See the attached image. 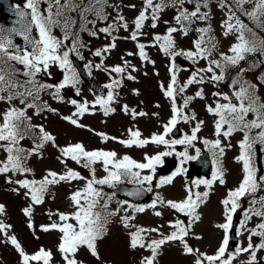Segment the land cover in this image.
I'll list each match as a JSON object with an SVG mask.
<instances>
[{
    "label": "snow or ice",
    "instance_id": "snow-or-ice-1",
    "mask_svg": "<svg viewBox=\"0 0 264 264\" xmlns=\"http://www.w3.org/2000/svg\"><path fill=\"white\" fill-rule=\"evenodd\" d=\"M48 7L47 11H41V0H27L25 9L26 11L18 7L17 15L19 19L17 24L19 27H13L10 29H3L0 27V102H4L8 105L7 109L0 111V149H3L6 153V159L0 161V174L14 173V174H28L32 170L27 167L26 160L31 155H39L40 150L46 143H54L55 137L48 132L43 125H34L31 123L32 117L28 115V110L33 109L35 113L39 115L42 111L47 109L48 111H55L51 109L46 102L41 101V93L47 89L54 88L52 96L54 99L63 101V97L60 95L61 89L65 87L75 88L79 82L76 69L73 67L70 59V53L78 54L79 47L82 46L81 41L72 32V27L76 23L70 15L71 12H76L82 19L85 20V24L81 26V31H87L86 24L95 21H88L86 17L88 14H94L98 19L107 20V15L104 14V6L107 4V0H46ZM236 9L240 10L243 15L256 21L260 26H264V0H234ZM185 3H192L195 5L192 11H189L184 7ZM246 4H253L252 10L248 11L244 8ZM176 8V15L174 17L176 24L179 27L173 26L167 29L165 35H156L154 37V45H158L161 51L170 57L172 63L170 67L171 82L165 88L161 85L165 96L172 100V112L173 116L171 120L164 125V131L162 134H154L150 139H140L141 133L137 131H130L131 138L128 140H122L120 143L126 146L138 145L143 147L148 143H154L156 145H166L169 148L174 147L177 144H184L188 146H194L193 142L197 140V133L200 131L201 124L198 122L192 129L191 135H185L180 140H168L166 136L173 130L180 119L185 122L191 119H195L193 113L191 117L185 114L182 108L176 105V93L177 91H184L185 88L193 83H203L204 77L197 76L200 72L212 73L210 79L213 81H220L223 79V69L226 65H237L240 61L245 60L247 54H253L258 51L264 52V39H257L256 34L249 28L243 20H241L235 14V10L231 5L227 3V0H223L220 7H228L229 14L223 22V28L225 29L224 35L227 36L232 33L237 34V41L234 43L230 52L231 55L222 54L221 60H210L206 69H199L197 72H193L191 78L187 80L186 84L177 88V66L175 64V58L177 56H185L189 60L196 62L197 59H209L212 55V51L215 49L216 44L214 37L210 35L211 26L198 28L197 31L200 36L194 42L195 50H177L174 33L182 32L183 35H188L190 30L189 26L196 21H207L209 14L202 12V8H207V0H144L143 8L139 14L133 20L134 30L130 33V39L137 41L138 37L143 34V28L146 21L151 20V27L157 26L159 20V14L166 7ZM135 7V5H130ZM30 17V19H29ZM33 27L38 29L39 38L32 37ZM119 27L128 30V22L123 15L117 17V22L110 24L106 27L100 28L99 31L111 35L113 31H116ZM59 28L63 32V38H58L53 34V30ZM20 35L25 40L26 44L30 46L31 50L26 47L23 51L17 49L13 42V35ZM91 35H96V32H91ZM72 40L71 46L66 47V42ZM115 37H113V43L109 48H115ZM139 56L141 59L147 61L149 59L145 48L146 45L139 43L137 45ZM109 48H105L103 51L107 52ZM61 49H65L61 51ZM96 56H101V51H96ZM128 55H133L129 53ZM154 63V62H153ZM16 64L22 66L17 68ZM56 64L64 72L63 82L59 85L53 86L51 84L41 83L37 79L38 75L42 72H47L48 68ZM91 67V65H89ZM100 67V65H97ZM128 67H130L127 61L123 66H115L111 69L112 72L124 74ZM215 69H221V74L217 75ZM136 69L133 67V71ZM25 77L26 79H21ZM128 79H135L134 76L128 74ZM119 81H113V84L107 85L112 88L114 85H118ZM241 86L239 91L235 93V98L238 103H233L228 95H224L223 99L229 101L228 103L217 102L215 107L208 106L207 111L212 115L218 117L215 121V134L217 137L223 135L224 137H230L234 132L244 133L243 139L239 142L241 154L237 157V160L243 164L244 176L239 186L233 190H229L227 197L222 201L225 209L226 222L217 227L223 229L226 233L221 246L218 248L214 255L200 254V258L196 260V264H232V261L241 253H250V259L247 264H256L257 251L264 249V222L259 223L256 228L250 229V235L248 237L247 247H240L235 249L233 253H230L225 257L227 251L229 237L228 231L233 225V214L240 207L239 200L246 195L256 193L264 178H259L256 175V168L253 166V146L257 143L264 144V102H261L260 97L255 95V86L247 84ZM77 94L79 91L77 90ZM138 94V93H137ZM215 95H220L216 93ZM196 96L203 98V90L197 91ZM193 97L188 96L184 99L183 108H187ZM114 100L113 92H108L107 98L103 96L97 97L95 100L96 105H100L103 108L105 115H109L114 111L110 107L111 102ZM15 101H18L20 106H17ZM71 104L76 106L77 111L72 116L63 117L71 124L78 127H83L79 124L78 119L74 117L83 116L89 111L88 102L79 103L73 99ZM124 111L127 112V105L124 106ZM133 117L139 115L144 116L146 113H137L134 109L131 110ZM252 113L254 118L249 120L248 115ZM225 126H227L225 128ZM253 129H260L261 131L255 136H251ZM38 131V135H36ZM33 136L37 141L34 143L33 148L30 151H26L21 148L20 141L26 139L28 136ZM104 136V134H100ZM107 140L109 137L104 136ZM115 139V138H112ZM206 145H210L213 150V155L216 157L214 163L216 164V171L213 173L212 179H203L196 181V187L199 185H205L206 188L211 189L214 182L217 180L221 185L225 183L224 169L222 166L221 157L224 154V147L221 145L220 139L214 141L205 140ZM199 152V150H197ZM61 155L63 163H67V160H73L76 163L83 161V167L92 170L93 176L86 181L83 189L75 191L70 199L73 202L75 211L73 213H59V222L51 223L50 225L41 226V230L48 232L50 230H57L60 234V243L58 244V251L61 253L64 264H81L77 259V253L83 247L86 248L93 257L99 259V252L97 250V241L104 238L107 233V224L109 218L118 214V210L108 211V202L101 204V200L105 199L102 191L96 187V185H108L114 187L116 184L121 183L123 178L130 177L131 180L139 185L145 183L151 185L153 175H141V171L149 169L151 172H155V166L162 162V157L171 155L170 151L158 153L155 156H146V163H138L128 156H124L122 159H116L117 154L112 151H88L83 144L77 143L69 145L61 149ZM179 155L191 159L188 156L187 150ZM97 162L102 163L104 171L107 175L101 179H96L94 174V168L92 166ZM183 163V161H182ZM183 168L177 170L172 176L160 180V185L171 184L174 176L183 172ZM78 179H85L79 172L67 168L64 173H57L56 171H48L47 174L41 179H22L13 181L9 177V183H16L19 188L25 189V195L28 196L33 204H42L44 202V196L48 191L50 185L57 184L61 181H72ZM151 190L150 188L148 189ZM19 191V189H14ZM141 189H138L135 193H129V195H138ZM209 196L208 191L193 192L191 188L187 190V196L182 201H164L162 198L157 197L160 203H167L173 209L185 215L191 216L193 220H199V214L197 209L204 203ZM108 197L107 200H110ZM127 203V201L123 202ZM157 201H153L149 207L155 208ZM253 205L259 203L260 209L255 207L248 209L244 215L245 219H251V216L264 217V197L259 200H253ZM135 212H144V207H134ZM5 207L0 204V214H3ZM24 214L27 217L32 216L33 209L31 206L26 207ZM155 215H161L160 212H156ZM134 217L124 216L122 217L124 227H129V220ZM29 228L33 225L29 223ZM10 225H6L0 222V234L6 238V242H10L19 252L22 258V264H31V262H37V264H51L53 254L50 250L40 248L35 254H28L24 251L22 245L18 241L15 235H10L8 229ZM246 224L242 223L241 228H245ZM175 230L167 236H162L160 239H153L147 242L144 238V234L148 232V229L143 227L138 228L136 231L130 233V247L135 249L148 248L150 255L142 259L141 264H154L156 261L158 251L162 245L169 241L179 240L184 241L185 236L188 235V227L185 226L183 221L178 220L174 225ZM150 231H158L157 229H151ZM258 236L261 238V242L258 245L252 243V237ZM185 251L189 254L194 253V249L185 244Z\"/></svg>",
    "mask_w": 264,
    "mask_h": 264
},
{
    "label": "rangeland",
    "instance_id": "rangeland-1",
    "mask_svg": "<svg viewBox=\"0 0 264 264\" xmlns=\"http://www.w3.org/2000/svg\"><path fill=\"white\" fill-rule=\"evenodd\" d=\"M219 2V1H218ZM144 0H109L104 6V14L107 15V20L104 22L97 17L88 14L86 20L95 21L94 24L87 23L86 27L89 31L84 33L83 40H90L92 44H96L100 41L96 39L90 33L96 32V35L100 32V26L106 22L105 26L117 22V17L123 15L128 22V30L119 27L114 31L115 35V48H109L113 43V39L109 40L105 47L100 51L104 56V66L107 69H112L115 66H123L127 61L130 65L124 74H119L116 81L122 83L121 89H114V100L111 102L110 107L114 109L109 115H105L101 109L95 114H84L81 117L79 124L83 127L70 128V122L63 117L71 115L69 112L68 102L64 99L53 104L55 109V117L51 120H46L44 123L47 131L55 137L54 143H46L39 155H31L28 159V167L32 170L34 177L45 176L48 171H56L57 173H64L68 168V162L65 164L62 162V158L59 157L61 149L64 148L68 142L72 139L83 140V144L86 148L95 146L100 134L109 137L106 140L105 145L107 148L104 150H110L117 154L116 159H122L124 156H128L138 163H146V156H155L158 153L170 151L171 155L162 157V162L155 166V172H151L149 169L141 171V175H153L152 184L155 188L156 207H146L144 212H132L127 207H123L120 210L117 217L118 224L112 225L107 231V236L97 241V250L99 252V259L93 257L86 248H81L77 253V259L81 264H141L142 259L149 256L150 250L148 248H131L130 247V233L133 229L138 227H146L149 232L144 234V238L147 242L153 239H160L162 236H167L175 230V223L180 220L183 221L185 226L188 227V235L185 236L184 241L179 240L169 241L161 246L158 251V255L154 264H196V260L200 258V254L214 255L218 248L221 246L223 239L226 235L225 231L217 225L226 222L225 209L222 201L227 197L229 190L237 188L243 179V164L237 160V157L241 154L239 142L243 139L244 133L234 132L230 137H219L215 134V121L218 117L212 115L207 111L208 106L215 105L212 97L218 100L219 103H228L223 99L224 91L222 89L215 88L211 84V73L200 72L197 76L204 77V82L193 83L185 89V95L196 96L197 91L203 90L204 96L199 98L195 97V100L190 106H187L183 112L189 117L195 114V119L189 118L187 122L183 119L180 120V126L183 131V138L185 135H191L192 129L198 122L201 124L200 131L197 133V140L193 142L194 146H188L184 144H177L172 148L166 145H156L154 143H148L147 145L140 147L138 145L126 146L120 141L128 140L131 138L130 131H139L141 133L140 139H150L154 134H162L164 131V125L167 124L172 116V100L165 96L164 91L161 88L163 85L165 88L171 82V59L165 55L159 48L149 45V33L156 32L166 34L169 27L176 26L173 20L170 18V12L163 10L159 14V20L155 28L151 27L152 21H146L143 34L138 37L137 41L131 40L130 33L133 31V20L142 10ZM220 4V3H219ZM135 5V7H130ZM117 10H115V8ZM184 7L189 11H192L195 7L192 3H185ZM247 7H253V4H247ZM109 8H114L110 10ZM202 8V12H206ZM209 19L207 21H196L191 24L190 27L196 32L188 35H183L181 32L174 33L176 49L177 50H195L194 37L200 36L197 31L198 28L211 26L210 35L216 40V47L212 52L209 59H197L196 62L189 60L185 56H177L175 58V64L177 66V77L184 76L185 83L191 78L193 72H197L199 69H206L210 60H218L222 58V54L231 55V46L238 42L237 34L232 33L227 36L224 35L225 29L223 28V22L227 18L226 11L213 8V11L207 12ZM242 13V12H241ZM258 29V24L254 25ZM177 27V26H176ZM98 28V29H96ZM260 29H263L259 25ZM130 30V31H129ZM164 34V35H165ZM257 35V33H255ZM86 39V40H85ZM103 40L108 39L107 36H102ZM143 43L146 45L145 51L149 57L147 61L141 59L138 52L137 45ZM66 47H70V41L66 42ZM105 48H109L107 52L103 51ZM65 49H61L63 51ZM133 53V55H128ZM183 61V63L181 62ZM154 62V63H153ZM185 62V63H184ZM253 66V64H252ZM133 67L136 69L133 71ZM53 70L49 76H53L56 72H65L58 66ZM217 75L221 72L215 69ZM128 74H131L135 79H128ZM102 78H106L102 76ZM64 79V78H63ZM247 84L255 86V95L260 97L261 102H264V82L258 83L254 77L249 74L244 75V79ZM108 82V81H107ZM119 83V84H120ZM246 86L245 83L240 85H234L233 92L239 91L241 86ZM201 86V87H200ZM198 87H200L198 89ZM138 93V94H137ZM219 93L220 95H215ZM178 95V94H177ZM215 95V96H214ZM219 96V97H218ZM19 105L16 101L14 102ZM127 105L128 111H124V106ZM8 105L4 102H0V111L6 110ZM180 107V106H178ZM135 110L137 113L144 112V116L133 117L131 110ZM28 110L29 116H32ZM254 118L252 113H249L248 119ZM227 126H225L226 128ZM261 130L253 129L251 136L255 137ZM102 136V135H101ZM103 136V137H104ZM116 136L117 142H114L111 137ZM181 138V139H183ZM221 140V145L225 151L220 158L224 169L225 183L221 185L219 181L213 183L212 188L208 189L205 185H199L196 187V181L186 178L187 163L196 157L203 149H207L210 145L204 143L205 140L214 141L215 139ZM166 139L173 140L168 134ZM180 140V139H178ZM31 141V140H30ZM34 141H31L29 146H34ZM25 144V143H24ZM259 144L262 152V164L264 167V144ZM28 144H26L27 146ZM180 147L178 151L177 147ZM256 144L253 147V166L256 168V175L258 173L256 167ZM85 148V149H86ZM187 150L188 156L191 159L185 158L179 153ZM199 150V152H197ZM7 156L6 152L0 154V161L5 160ZM166 161H171L173 166L167 172H162V166ZM183 161V163H182ZM183 168V172L174 176L171 184L160 185V180L172 176L178 169ZM105 171L102 170L100 162L95 169L97 178L101 179L105 177ZM26 175L29 174H0V204H3L5 211L0 214V222L10 225L8 229L10 235H15L22 245L24 251L28 254H35L40 248L50 250L53 254L51 264H64L61 253L58 251V244L60 243L61 234L57 230H50L44 232L41 230V226L50 225L54 222H59V213H73L75 208L70 197L72 193L77 190L83 189L86 184L85 179H78L72 181H61L57 184L50 185L49 190L54 194V198H48L42 204H33L28 196L25 195V189L19 188L16 183H9V177L13 181L26 179ZM25 176L24 178H22ZM191 188L195 192L208 191L209 196L206 201L202 203L197 212L199 214V220H193L191 216L179 214L176 209L171 208L167 203H160L157 197L162 198L165 202L182 201L187 196V190ZM19 189V191H14ZM264 197V183L261 188L251 195L245 197V199L239 200L240 207L233 214V218H238V231L239 242L237 246L228 243L225 257L230 253H233L235 249L240 247H247L248 237L250 235V229L256 228L259 223L264 222V217L251 216V219L246 220L244 213L250 208L260 209V204L253 205V200H259ZM31 206L33 209L32 216L29 218L24 214V209ZM160 212L161 215H155L156 212ZM183 215V216H182ZM129 216L134 217L130 219V226L124 227L122 217ZM169 218L167 221L166 218ZM29 223L33 225L29 228ZM245 223L246 227L241 228V224ZM123 225V228L120 226ZM151 229H157L158 231H150ZM229 232V231H228ZM228 235V233H227ZM261 242V238L258 236L252 237V243L258 245ZM185 244L194 249L193 254H189L185 251ZM261 250L257 251V260L259 259ZM250 259V253L243 252L239 254L232 264H247ZM256 260V261H257ZM0 264H22V258L19 255L18 250L6 242V238L0 234ZM31 264H37V262H31ZM42 264V262H40ZM207 264V262H205ZM219 264V262H217Z\"/></svg>",
    "mask_w": 264,
    "mask_h": 264
},
{
    "label": "water",
    "instance_id": "water-1",
    "mask_svg": "<svg viewBox=\"0 0 264 264\" xmlns=\"http://www.w3.org/2000/svg\"><path fill=\"white\" fill-rule=\"evenodd\" d=\"M14 2L19 3V6L14 7L13 6ZM22 2H23V0H0V6L2 7V10H1L2 16L0 17V27H2L3 29H10L13 27H19V25L17 24V20L19 19L18 15H17L18 7L30 12V10L25 9L24 5L21 4ZM29 19H30V17H29ZM32 37L33 38H39L38 29H36L35 27H33ZM19 41H21V43H18ZM13 42L16 45L17 49H19V50L25 49L26 47L28 48V50H31L30 46L26 44L25 40L20 35L14 34L13 35ZM73 63L77 67L80 75L82 77L86 78L85 71H84L81 63L78 60H76L75 58H73ZM227 90L229 91V89H227ZM229 94L233 98V100L235 102H237L230 91H229ZM171 133L173 136H179L180 130L178 128H173ZM189 169L190 170H199L200 174L209 177L213 172L210 154L208 152H204L202 155L198 156L196 158V160H194L193 162H191L189 164ZM138 189H140V188L135 187V186L129 187L127 185L121 184L117 187L116 192L120 196H122L123 198H126L129 201L134 202V203H137L136 200L140 197H142L141 198L142 202L151 200V198H149V196H147V194L142 189L138 195H129V193L137 192ZM232 240L234 242L236 241V238L234 235L232 236ZM257 264H264V262H258Z\"/></svg>",
    "mask_w": 264,
    "mask_h": 264
},
{
    "label": "flooded vegetation",
    "instance_id": "flooded-vegetation-1",
    "mask_svg": "<svg viewBox=\"0 0 264 264\" xmlns=\"http://www.w3.org/2000/svg\"><path fill=\"white\" fill-rule=\"evenodd\" d=\"M101 48H102V46H101L100 42H98L96 44H92L90 42V40H87V48L84 49L83 55L81 57L82 63L86 69V72H87L89 78L92 81L97 82L100 85H103V84L105 85L107 83V81L109 82V84H111V81L109 79V75H110V77H112V80L116 81L119 73H115V72H112L110 70H106V68L104 66L103 54L101 56L95 55L96 51H99ZM89 65H91V67H89ZM97 65H100V67H97ZM18 66H17V68H19ZM102 76H105L106 78L103 79ZM79 83H80V87H75V88L72 87V88H69V90H68V94H67V96H68V107H69V112L71 114L69 116H72L73 113H75L77 111L76 106L71 104V102H70L73 99L77 100L79 103L88 102L89 111L86 112L85 114H92L97 110L103 109L100 105H96L94 103L95 100L97 99V97H99V95L95 94L92 91V88H91L89 82H85V81L81 80V81H79ZM77 90L79 91V94H77ZM110 91H111V89H109V87H108L107 94ZM105 98H107V95ZM81 117L82 116L74 117V118L78 119L81 122Z\"/></svg>",
    "mask_w": 264,
    "mask_h": 264
},
{
    "label": "trees",
    "instance_id": "trees-1",
    "mask_svg": "<svg viewBox=\"0 0 264 264\" xmlns=\"http://www.w3.org/2000/svg\"><path fill=\"white\" fill-rule=\"evenodd\" d=\"M86 1L87 0H85V2ZM63 2H64V0H62V3ZM166 8H170L171 10H173V11H171L170 17L174 19L175 15H176V11H175L176 8H173L171 6L166 7ZM68 15H70L71 18L76 22L72 27V32L75 34V37H78L79 40H81L83 32H84V31L80 30L81 26L84 25L83 19L76 12H71ZM262 18L264 20V17H262ZM250 24L252 25V28L260 36L257 39H261V38L264 39V31L260 30V33H259L254 26L255 24H252V23H250ZM178 27H179V25H178ZM262 28L264 29V26H262ZM190 31L191 30H189V32ZM193 32L194 31H192L191 33H193ZM53 34L56 35L57 37L58 36L63 37V32H61V30L59 28L54 29ZM252 64H253V66H252ZM245 74L255 75L256 78L263 76V74H264V52L258 51V52L253 53V54H247L245 60H243L242 62H239V64L237 66L230 65V67L227 68V76H228V78H230L231 81L243 82V81H245V80H243ZM42 83H44V82H42Z\"/></svg>",
    "mask_w": 264,
    "mask_h": 264
}]
</instances>
